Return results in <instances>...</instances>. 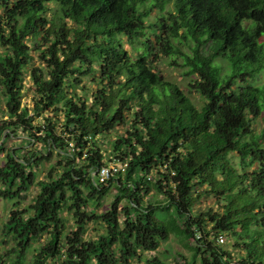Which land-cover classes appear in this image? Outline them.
Listing matches in <instances>:
<instances>
[{
    "label": "trees",
    "instance_id": "16d2710c",
    "mask_svg": "<svg viewBox=\"0 0 264 264\" xmlns=\"http://www.w3.org/2000/svg\"><path fill=\"white\" fill-rule=\"evenodd\" d=\"M159 56L190 78L187 92L158 70ZM263 72L264 0H0V141L5 130L40 133L60 158L59 171L33 183L34 151L6 153L0 195L13 199L29 183L37 194L10 208L0 264H264ZM26 75L37 126L21 105ZM113 162L124 170L99 182L92 172ZM111 188L105 211H82ZM150 192L159 198L144 201ZM202 196L216 208L194 213ZM98 219L105 231L85 240ZM171 234L189 260L140 256Z\"/></svg>",
    "mask_w": 264,
    "mask_h": 264
},
{
    "label": "rangeland",
    "instance_id": "374dc122",
    "mask_svg": "<svg viewBox=\"0 0 264 264\" xmlns=\"http://www.w3.org/2000/svg\"><path fill=\"white\" fill-rule=\"evenodd\" d=\"M170 7V6H167ZM153 17V16H152ZM159 63L157 65L158 70L161 71V73L164 75V77L173 83H176L181 90L184 92H187V82L190 78L187 76L182 75L181 68L176 67L175 65H169L168 59L164 58L162 56H159ZM262 80L264 81V72L262 74ZM86 82L83 83L82 86H85L87 91L94 89L93 84L89 83L90 77L84 78ZM88 81V82H87ZM82 88L80 86H75L73 89H69V91H74L78 94H85ZM87 92V94H88ZM191 97V100L196 104L199 105L202 102L201 97H199L197 94L192 93L189 95ZM33 88L32 84L30 82L29 77L26 75L24 77V88L22 91V98H21V105L27 107L29 114L33 116L35 114L34 112V101H33ZM4 99L0 91V123L2 121L7 120V116L4 113ZM41 122V117L38 115H34L33 117V126L39 125ZM255 126H257V130L261 127L260 121H256ZM56 133L59 135V129H56ZM8 134V130H5L3 132V138L2 142H4L3 149L0 151V166L5 161V155L11 150H19L18 156L22 157H28L31 152L34 151V154L32 158L30 159V165L31 168L29 171L33 174L32 180L35 183L36 181L43 180L47 177L48 171L51 169V171H59L57 161H59V156L56 154V151L51 148H46L45 142L43 141V136L40 133H36L35 137H32L26 132H22L21 130H17L16 133L9 134V136H6ZM32 138L30 140V144L26 141L27 138ZM38 137V138H36ZM112 135L109 137H106V139H111ZM58 144V143H57ZM51 147V146H49ZM105 149L108 150L109 146H105ZM48 155V159H40L36 163V159L38 156ZM28 172V169H27ZM33 183H29V186L27 190H21L19 195L13 199H8L5 197H2L0 195V238H1V227L2 224L6 221L8 213L10 208L16 205V209L20 207H24L26 204H29L32 202L33 197L37 194V189L35 188V185ZM1 188V184H0ZM115 196V189L111 188L109 192L106 193V195L101 199L98 204L92 203L88 209L82 210L87 215H89L90 211H92L95 214H100L101 212L105 211L106 208L109 207L110 203L114 199ZM143 197L144 201H147V196L153 200L154 198H159L158 195H154L151 192L148 193V195H144ZM162 199V198H161ZM126 204L125 199L121 200L119 203V210L120 215H122L121 207ZM208 207H212L213 209L216 208V204L214 202V199L212 197L208 196H202L195 204H193V211L194 213H200L204 212L208 209ZM156 216L160 219H165L166 215L165 213L161 211L156 212ZM63 220L65 221L66 229L70 228L72 226L73 222V216L71 215V212L64 211L62 212ZM120 220L122 217L120 216ZM106 225L101 220H89L87 221V229L84 234L85 240L87 239H94L98 234H102L105 231ZM212 240L217 243L218 240L213 237V234H211ZM216 239V240H215ZM43 240H41L42 242ZM39 242H35L33 244V247H36ZM220 243V242H218ZM223 249L233 253L232 258H239L241 251L233 247V242L226 237H224V242L219 244ZM4 249V245L0 243V250ZM158 255L160 258L164 259L168 263L174 262V261H182V260H189L190 259V251L189 249L184 245L183 241H181L177 236L174 234L169 235V237L165 240H162L157 247L155 251L152 252H141V257H149L150 255ZM235 261V260H234ZM131 264H143V260L140 257H136L132 260Z\"/></svg>",
    "mask_w": 264,
    "mask_h": 264
},
{
    "label": "built area",
    "instance_id": "2783aa9c",
    "mask_svg": "<svg viewBox=\"0 0 264 264\" xmlns=\"http://www.w3.org/2000/svg\"><path fill=\"white\" fill-rule=\"evenodd\" d=\"M124 168H125V163L113 162V163H109L107 166H102L100 168H97L95 171L92 172V174L96 176L99 182H105L106 180L110 179L117 173L124 170ZM216 239L220 243L224 242V236L222 235H218Z\"/></svg>",
    "mask_w": 264,
    "mask_h": 264
},
{
    "label": "water",
    "instance_id": "95a60500",
    "mask_svg": "<svg viewBox=\"0 0 264 264\" xmlns=\"http://www.w3.org/2000/svg\"><path fill=\"white\" fill-rule=\"evenodd\" d=\"M2 138H3V136H2ZM2 138H1V140H2ZM1 142V141H0Z\"/></svg>",
    "mask_w": 264,
    "mask_h": 264
}]
</instances>
